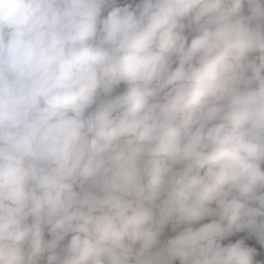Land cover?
Here are the masks:
<instances>
[{
	"label": "trees",
	"instance_id": "trees-1",
	"mask_svg": "<svg viewBox=\"0 0 264 264\" xmlns=\"http://www.w3.org/2000/svg\"><path fill=\"white\" fill-rule=\"evenodd\" d=\"M0 264H264V0H0Z\"/></svg>",
	"mask_w": 264,
	"mask_h": 264
}]
</instances>
